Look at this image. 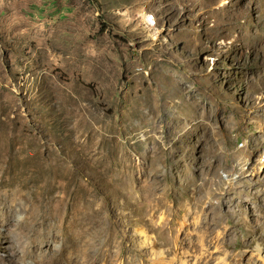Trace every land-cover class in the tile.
Returning <instances> with one entry per match:
<instances>
[{
    "label": "rangeland",
    "instance_id": "obj_1",
    "mask_svg": "<svg viewBox=\"0 0 264 264\" xmlns=\"http://www.w3.org/2000/svg\"><path fill=\"white\" fill-rule=\"evenodd\" d=\"M204 258L264 264V0H0V264Z\"/></svg>",
    "mask_w": 264,
    "mask_h": 264
},
{
    "label": "bare ground",
    "instance_id": "obj_2",
    "mask_svg": "<svg viewBox=\"0 0 264 264\" xmlns=\"http://www.w3.org/2000/svg\"><path fill=\"white\" fill-rule=\"evenodd\" d=\"M263 259V258H262ZM208 260H206V258L200 260H196L195 262H193V264H208Z\"/></svg>",
    "mask_w": 264,
    "mask_h": 264
}]
</instances>
